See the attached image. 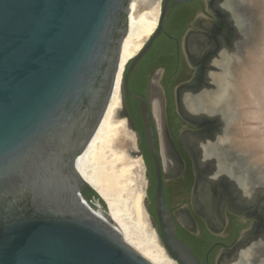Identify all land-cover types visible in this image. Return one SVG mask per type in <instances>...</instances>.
I'll return each mask as SVG.
<instances>
[{"label":"water","instance_id":"obj_1","mask_svg":"<svg viewBox=\"0 0 264 264\" xmlns=\"http://www.w3.org/2000/svg\"><path fill=\"white\" fill-rule=\"evenodd\" d=\"M132 1L0 0V264H152L126 242L113 221L97 213L95 199L83 195V189L95 190L77 169L79 155L99 128L117 81ZM195 1L162 0L158 27L127 64L122 80L139 151L144 157L142 118L154 165L152 200L145 164L147 212L162 246L177 264L204 263L177 235L178 218L169 210L163 188L151 100L131 92L130 81L154 42L167 35L165 23L171 11ZM207 1L210 13L221 16L214 0ZM187 36L183 50L189 57ZM207 80L185 83L176 92L206 86ZM161 93L165 122L162 86ZM127 97L140 102L141 117L132 115L134 103ZM210 125L213 130L211 121ZM153 203L155 217L150 211ZM251 234L255 233L247 236Z\"/></svg>","mask_w":264,"mask_h":264},{"label":"bare ground","instance_id":"obj_2","mask_svg":"<svg viewBox=\"0 0 264 264\" xmlns=\"http://www.w3.org/2000/svg\"><path fill=\"white\" fill-rule=\"evenodd\" d=\"M161 1H132L129 30L122 44L113 93L99 128L77 160L80 175L108 205L102 183L108 187H123L128 180L122 179L121 182L119 178L124 177L120 175H124V170L128 168L123 166L126 169L120 170L119 175L111 173L110 176L107 173L103 176L92 164L94 160L101 164L123 158V162H132L141 175L145 174L138 148L140 140L123 101L122 80L127 64L142 51L158 27ZM213 7L225 14L227 26H231V34L228 35L229 26L227 35L231 38L228 40L229 37L217 34L216 41L219 43L215 44L207 39L206 34H188L187 50L195 59L198 54L210 50L209 65L212 70L207 73L206 86L180 88L178 103L187 117L205 118L215 126L207 136L185 135L183 140L192 151L198 168L207 171L201 173L199 179L198 204L212 223L218 226L215 206L220 192L231 197L234 207L245 209L253 205L264 217V0H220L214 1ZM239 14L241 20L236 19ZM210 27L211 23L203 20L202 29ZM149 97L160 138L164 169L169 176L177 171L179 165L166 137L158 73L151 78ZM134 192H138L137 189ZM134 195L137 213L143 215L147 223V239L130 231L109 208L104 210L95 203L94 209L113 221L115 229L126 242L152 264H177L168 256L155 226L145 214L140 204L141 195ZM177 216L186 223L183 213ZM261 236L263 239L255 240ZM261 243L264 244V229L248 236L230 255L223 257L220 264H264V246L261 248Z\"/></svg>","mask_w":264,"mask_h":264},{"label":"flooded vegetation","instance_id":"obj_3","mask_svg":"<svg viewBox=\"0 0 264 264\" xmlns=\"http://www.w3.org/2000/svg\"><path fill=\"white\" fill-rule=\"evenodd\" d=\"M190 4L192 5L187 8L191 9L199 4H202L203 7L198 8L190 15V19L185 25V31L182 37L177 38L171 36L167 31V35H165L174 43L175 48L179 50L183 67L179 63L176 68L178 71L175 75L169 76L167 75V68L165 66L158 67L151 71L148 75L145 97H148L149 95V86L152 76L159 73L160 85L164 90L166 101V121L164 122L166 137L172 154L179 165L174 174L167 176L161 155V163L163 166V188L166 202L169 210L175 216L180 212L185 216L186 223H183L177 216L178 237L193 250L204 264H218V262L220 264L222 258L229 253L231 254L232 251H234V248H236L242 240H245L248 237L247 235L250 232L257 233L259 230L264 229V217L256 211L258 208L251 211L248 210V208L239 209L234 207V202L225 192H220V194H218L215 206V212L219 221L218 226L214 225L211 219L199 207L197 195L201 169L198 168L195 157L192 151H190L184 143L183 137L185 135L206 136L212 130L210 121L199 123L189 119L191 117L188 118L183 112H181L180 103H178L180 102V92L177 94L176 90L185 83H201L202 78L204 77L205 63H208L209 58H211V52L210 50L205 51L201 59H195V57L187 50L189 57H186L183 50V39L188 34L190 35V33L199 32L206 34L207 39H209L210 42L215 43L217 42L216 40H218V38L216 39L217 34L219 35L221 33L222 35H227V29L224 20L220 15L210 13L207 0H196ZM178 7H175L171 11L166 21V23L169 22L170 28L173 30H179L180 28L179 19L172 16L173 12ZM203 20L211 23L209 29H202ZM179 74L183 78L172 84L174 79L176 80L175 77ZM168 82L172 86L170 90L171 92L167 89L165 84ZM140 135L143 142L142 134L140 133ZM157 146L159 153H161L160 138L158 134ZM144 154L146 156L145 152ZM150 174L153 176V179H150L152 181L151 187L154 188L155 193L156 178L152 159ZM200 254L204 255L203 260Z\"/></svg>","mask_w":264,"mask_h":264},{"label":"rangeland","instance_id":"obj_4","mask_svg":"<svg viewBox=\"0 0 264 264\" xmlns=\"http://www.w3.org/2000/svg\"><path fill=\"white\" fill-rule=\"evenodd\" d=\"M214 1L217 2V1H220V0H214ZM161 8H162V1H161ZM240 15L241 14H239V16H238L239 18L236 15V17H237L236 19H240L241 20L242 17ZM221 17L223 18L225 27L227 29L230 25L227 26L228 25V21L225 18V14H223L222 12H221ZM128 30H129V28H128ZM228 32H229L228 35H230L231 34L230 27H229V31ZM228 35H224V36L229 37ZM227 37H226V39H227ZM230 38H231V36L228 38V40ZM235 39H236V37L233 38V40H235ZM228 40H226V41H228ZM208 62L210 63V58H209ZM209 63H205V70H204V75H203L204 77L202 78L201 82H203L207 78L206 74L209 72V70H208L209 69V67H208ZM155 72H158V71H155ZM139 146H140V142L138 144V148H139ZM139 152L141 154V157H142L144 165H145L146 164L145 156L143 157L141 151H139ZM118 160H119V158L111 160V161H105V163H101V164L98 163L96 160H94L93 163H92L93 165H96L95 168L97 169L99 174H102L103 176L107 175V173L110 176H112L113 174L114 175L115 174L119 175L120 172H121L120 170H122L123 168L126 169V167L128 168V169L124 170V172H123L124 175H120V176H124V177H122V178L120 177L119 178L121 182H122V179H123V181L124 180L125 181L128 180L124 184L123 187H118V188L115 187V186H109L108 187L107 185L105 186L102 183L101 187L104 190L105 194L107 195V198L109 200V205L104 200H102L101 198L100 199L104 202V205H105L104 207L106 208V210H107V208L112 210V212L119 219V221H121L127 228H129L130 231L135 232L138 236H140L143 239H147V236H148L147 227H146L147 223L145 221L144 216L141 215V214L139 215L137 213L136 202L134 200L135 199L134 197L136 196L134 194L138 193V194L141 195V203L140 204L143 207V209L145 210L144 211L145 214H147V216L149 217V214L147 212V209L149 207V204H148L149 182H148V179H147V177H148L147 170L145 169V174L141 175V173L137 170V166H135V164H133L132 162H131V164H128L127 161L123 162V158H120L119 161ZM123 166H126V167H123ZM113 168L115 170H113ZM115 172H117V173H115ZM111 173H112V175H111ZM124 178H126V179H124ZM146 183H147V186H146ZM136 189H137L138 192H136V193L134 192L133 193V191L136 190ZM93 202L97 203V199L93 200ZM100 203H98V204H100ZM251 208H254L253 205L248 207V210L253 211V209H251ZM149 221L151 222V219ZM151 224H152V222H151ZM261 239H263L262 236L260 237V239L256 238L255 240L257 241V240H261ZM261 244H263V243H261ZM262 246H264V244L261 245V248H263Z\"/></svg>","mask_w":264,"mask_h":264},{"label":"trees","instance_id":"obj_5","mask_svg":"<svg viewBox=\"0 0 264 264\" xmlns=\"http://www.w3.org/2000/svg\"><path fill=\"white\" fill-rule=\"evenodd\" d=\"M191 5L192 4L180 6V7L176 8V10L172 14V16L177 17L179 19V22H180L179 30L178 29L173 30L172 28H170L169 22H167L165 24V29L171 36L181 38L182 35L184 34V31H185V25L187 24V22L190 19V15L195 10H197L198 8L203 7L202 4H199L198 6L193 7L191 9L187 8ZM179 63L183 67V62H182L181 56L179 55V50H177L175 48L174 43L171 42L168 37H166L165 35H162L161 37H159L154 42L151 50L146 54V56L141 60V62L136 67V69H135V71L131 77V81H130L131 92L136 93V94H140V95L145 97L149 73L158 67L165 66L167 68V75L168 76L169 75H175V73L178 71V69H176V68L178 67L177 65H179ZM175 78H176V80L174 79L172 84L176 83L178 80H181V78H183V77H181L179 74ZM165 84H166L167 89L170 91L172 88L170 83L168 82ZM169 85H170V87H169ZM171 99H172V97H171ZM127 101L134 103V105L131 107L132 115H135V114L140 115L139 102L137 100L131 98V97H127ZM140 117H141V115H140ZM140 121H141V126L143 128V123H142L141 118H140ZM141 134L143 137L142 148L146 153V156H145L146 162H147V165L149 167V170L151 171V159H150L149 151H148L146 144H145L144 130L143 129L141 131ZM149 178L153 179V176H151L150 173H149ZM151 193H152L151 196H152V200H153L154 188H152ZM83 195L88 200L99 199L101 204L103 206H105L104 202L100 199V197L98 196V194L95 191H93V190L88 191L86 189H83ZM150 211L153 214V216L155 217L154 204H153L152 209ZM200 256L203 260L204 255L200 254Z\"/></svg>","mask_w":264,"mask_h":264}]
</instances>
